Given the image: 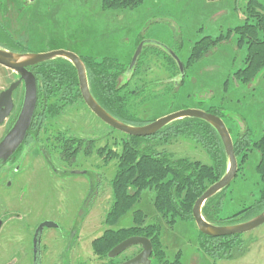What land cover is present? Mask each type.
Wrapping results in <instances>:
<instances>
[{
	"label": "rangeland",
	"instance_id": "1",
	"mask_svg": "<svg viewBox=\"0 0 264 264\" xmlns=\"http://www.w3.org/2000/svg\"><path fill=\"white\" fill-rule=\"evenodd\" d=\"M249 1L145 0L134 9H113L106 7L105 0H0V21L18 42L29 48L27 52L33 53L64 49L79 56L119 57L131 64L139 47V39L142 38L150 44L143 54V67L134 85H151L154 81L160 84L152 87L153 92L148 93L146 100L138 107L137 114L151 121L179 109L219 106L233 140L238 132L246 134L249 125L252 132L250 139L257 140L264 131V69L247 84L235 79V72L245 65L247 54L246 44L238 45V34L230 32V36L224 38L219 52L211 58L188 66L186 71L183 65L195 42L201 37L227 35L236 26L243 25ZM256 1L264 6V0ZM162 45L179 53L180 56L177 55L184 67V75L186 73L174 100L172 89L166 88L173 80L179 83L181 77L178 73H171L165 54L159 52L160 48L165 49ZM179 45H182L181 49ZM17 77V72L0 65V92ZM154 91L160 94V98H154ZM22 92L23 87H19L14 93L16 108L12 116L0 125V140L20 109ZM61 133L95 140L93 153H85V145L73 165L61 160L60 152L55 149L60 146L56 137ZM125 139L123 132L107 126L92 113L87 104L81 102L57 118H49L40 133V140L23 146L15 153L11 163H7L0 171V217L8 210L26 216L7 222L2 229L0 264H32L33 232L42 212H46L49 218L57 217V209L62 213L67 212V215L71 213L68 212L71 208L76 212L78 201L77 205L73 201L76 197L85 200L91 186L86 175L64 173L75 169L88 170L96 175L99 180L98 201L92 212L88 213L80 236L69 251L65 252L66 240H61V232L67 227L45 230L44 264H108V257L94 252L92 242L110 228L106 221L113 202L110 181L116 175L118 161L113 157L107 163L104 162L97 149L106 147L121 152ZM42 146L50 151L54 165L46 163L40 150ZM157 148L171 152L175 158L188 157L202 163L212 162L204 147L185 136L173 138L167 145ZM249 156L239 179L230 190L237 206H241L242 202H252L249 198L240 201L244 192H247V185L252 184V188L258 186L255 184L258 181L255 166L260 155L252 149ZM16 165L19 172L14 171ZM141 196L134 209L112 224L111 229L132 226L135 209L146 213L147 222L158 219L163 225L162 242L167 254L161 263L151 258V264H264V224L242 234L241 238L247 243L253 239L247 253L231 260H216L202 252L200 231L195 221L178 222L170 229L163 219L158 218L153 205L154 192L146 190ZM69 225L70 222L66 226ZM138 250L139 246L129 248L115 260L131 257ZM61 256L65 258V263Z\"/></svg>",
	"mask_w": 264,
	"mask_h": 264
},
{
	"label": "trees",
	"instance_id": "2",
	"mask_svg": "<svg viewBox=\"0 0 264 264\" xmlns=\"http://www.w3.org/2000/svg\"><path fill=\"white\" fill-rule=\"evenodd\" d=\"M144 1L105 0V5L107 8L113 9H134ZM249 3L243 25L236 26L235 30L229 31L227 35L203 36L195 42L187 61L183 63L185 71L188 66L197 65L216 54L222 46L224 38L230 36V32L235 31L238 34L239 47L246 44L247 54L244 60L245 65L236 70L234 77L241 84H247L258 77L259 72L264 69V6L259 5L256 0H250ZM140 42L145 44L133 67H130V63H125L119 57L80 56L86 64L90 90L99 104L117 119L129 125L137 126H143V124L157 119L148 121L137 113L138 107L146 100L148 93L153 92L152 87L160 84V82L154 81L151 85L146 83L143 85L135 83L134 85L143 67V54L150 44V42L148 44L146 40L140 38L138 46ZM0 47L20 53L29 51V48H26L23 43L18 42L13 37L1 21ZM164 48H160L159 52L165 54L171 73L174 75L178 73L181 77L179 83L176 84L173 80L168 83L169 86L166 88L172 89L174 100L179 85L186 78V73L185 75L182 74L180 65L173 55V53L178 55L179 53L173 48L165 46ZM181 48L182 45H179V49ZM31 69L38 77L39 98L34 121L24 146L27 145V141L31 142V139L32 141L40 140V133L49 118H57L65 110L78 105L79 102L85 104L80 93L77 69L71 61L58 57L35 65ZM158 97L160 98V94H156L154 91V98ZM205 110L214 112L223 118L219 106L209 107ZM13 123L14 121L10 126ZM246 131V134L238 132V136L233 140L235 153L240 164L237 176L227 188L208 199L202 210L203 217L215 225L241 223L264 212V131L257 140L250 139L252 135L250 129ZM125 136L126 139L122 141L121 152L106 147L97 149L104 162L107 163L113 157L118 161L116 175L110 181L113 187V202L106 221L110 225L117 223L118 219L134 209L135 204L141 200L143 192L152 190L155 195L153 205L158 218L163 219L170 229L178 222H194L192 216L194 203L208 187L221 179L228 170L229 159L226 156L220 134L216 129L204 120L190 117L170 123L154 136L144 138L127 134ZM179 136L193 139L204 147L212 162L202 163L200 160L188 157L175 158L171 152L157 148L159 145H167L173 138L176 139ZM56 140L60 143V146L55 149L60 152L61 160L67 161L70 165L74 164L85 145L83 151L88 155L92 154V150H94L95 140L93 139H83L74 134L66 136L61 133L57 135ZM252 149L257 150L260 155L255 166L258 176V181L255 184L258 186L252 188V184L247 185V192H244L240 201H246L249 198L252 199V202L251 204L242 202L241 206H237L230 190L239 179L243 170L242 167L249 159V152ZM46 153L49 156L51 154L48 150ZM133 218L134 224L132 226L107 230L104 235L95 239L92 242L94 252L110 258L108 253L125 238L145 235L153 242L151 258L160 263L164 261L167 253L162 242L163 225L161 222L157 221L158 219L147 222V215L141 209H135ZM241 237L242 235H230L213 238L200 232V248L202 252L210 254L216 260L235 259L247 253L250 244L253 242L252 239L247 243Z\"/></svg>",
	"mask_w": 264,
	"mask_h": 264
},
{
	"label": "water",
	"instance_id": "3",
	"mask_svg": "<svg viewBox=\"0 0 264 264\" xmlns=\"http://www.w3.org/2000/svg\"><path fill=\"white\" fill-rule=\"evenodd\" d=\"M144 44V42H140L130 67H133L137 62ZM173 55L177 59L183 74L184 67L181 64L178 55L176 53H173ZM58 57L66 58L68 61H71L75 69H77L80 93L82 94L85 104H87L92 113L97 115L107 126H110L119 132L121 131L130 136L133 135L143 138L154 136L170 123L177 121L178 119L190 117L204 120L216 129L218 134H220L222 143L225 147V153L229 159V164L227 167V173L215 184L208 187L204 194L194 203L192 216L194 217L197 228H199V231L202 234L213 238L228 237L230 235H242L244 233L252 232L254 229L264 224V212L250 220L230 225H215L203 217L202 210L205 206V202L217 195L219 191L227 188L234 181L239 171L238 156H236L235 153L233 137L227 123L221 116L202 108H184L168 113L165 116L155 119V121L143 124V126L129 125L111 115L108 110L106 111V109L99 104L90 90V80H88V71L83 58L71 50L68 51L58 49L46 52L20 53L0 47V65L11 71L13 70L14 72H17L20 75L18 80L12 82V85L8 89L3 90L0 94V125L8 120L15 108L13 92L20 85H24V97L20 105L21 108L15 117L14 123L9 127L6 134L0 141V170L15 156V153L25 145L26 138L28 137L30 128L34 121V116L38 107L39 83L36 73H34L31 68L35 67V65L44 63L48 60L56 59ZM66 173L73 176H87L91 174L88 170L84 171L77 169L74 171H67ZM2 223L3 221H0V229L3 226ZM45 225L53 226V223L45 222L42 224L40 230H42ZM137 244H141L143 246V250L137 254L135 258L126 261V263L123 264H151L153 242H151V240L147 237L137 235L127 238L125 241H122L113 247V249L109 252V256L114 258L126 249L136 246Z\"/></svg>",
	"mask_w": 264,
	"mask_h": 264
},
{
	"label": "flooded vegetation",
	"instance_id": "4",
	"mask_svg": "<svg viewBox=\"0 0 264 264\" xmlns=\"http://www.w3.org/2000/svg\"><path fill=\"white\" fill-rule=\"evenodd\" d=\"M19 78H20V75L18 74L17 79L13 80L12 82L18 80ZM12 82L10 83V86L12 85ZM9 87H7L6 89H8ZM19 87H23V92H22V95H23V93H24V85L22 84ZM6 89H4V90H6ZM2 91L3 90H1V92ZM15 91L13 92L14 104H15V95H14ZM1 92H0V94H1ZM23 97H24V95L22 96L21 103L23 101ZM15 108H14V110H15ZM14 110H13V112H14ZM19 110H18V112H19ZM12 114L10 116H12ZM16 115L17 114L14 115V118L11 121V123L15 120ZM9 127H10V125H9ZM69 135H66V136H69ZM30 141L31 142H28L27 141V144H31V143L33 144V143H37L38 142V140H36V139L34 141H32V139H31ZM40 150H41V152L44 155V158H45L46 163L49 164L50 166L51 165H54L51 162L52 161L51 160V157L48 155V153H46V148L43 147ZM12 159L8 163H11ZM65 162H67V161H65ZM5 165H4V167H5ZM4 167L2 169H4ZM14 171L15 172H19V169H18V166L17 165L15 166V170ZM64 173H66V172H64ZM87 176L90 179V185L89 186H91V188H90V190L88 192V195L86 196L87 198H85V200H83L82 198L76 197V199L73 201V204H75V205H77V201H78V206H79V208H77V207L75 208V210H76L75 213L73 212V208H71L70 210H68V212H71V213H68V215H67V212L62 213V212L59 211L60 209H57V211H58L57 212L58 213L57 217L54 216L53 218L52 217L49 218L48 216H46L47 215L46 212H42L41 215L38 217V221L36 222V225H35V228H34V232H33V240H32V247H33L32 259L33 260H32V264H44V261H45V256L44 255H45V252L46 251H45V247L43 246L44 245L43 244V241H44V237H45L44 232H45L46 229H54V228L60 229L61 227H64V228L67 227V230L68 231L65 229V231H62L61 232V234H62L61 235V240H63V241L66 240V243H65V252L66 251H69L70 248H73L74 245L76 244V241L78 240V237L80 236L79 233H80V231L82 230V228H83V226L85 224V219L88 216V213H91L92 212V208H93L95 202L98 201L97 200V197L99 195V190H98L99 189L98 188L99 187L98 186V181L99 180H98V178L96 177V175L94 173H91V174H89ZM20 199H23V198L20 197ZM29 207L30 206H28V208ZM83 209L87 210V213H85V210H83ZM5 213L6 214L4 216L0 217V221H3V223H2L3 226L0 229V233H1L2 229L6 226V223L7 222L12 221V220H16V219L18 220L22 216H25V214L17 213V211H14V210H11V211L8 210ZM106 219H107V217H106ZM45 222H51V223H53V226L45 225V226H43V229L40 230L42 224H44ZM69 222H70V225L69 226H66ZM107 224L110 225L108 222H107ZM109 227L110 228L105 229V231L112 230L113 229V228L111 229V225ZM122 228H124V227H119L118 229H122ZM137 236L146 237L145 235H137ZM100 237L101 236L96 237V238H100ZM130 237H133V236H130ZM130 237H127V238H130ZM127 238H125V239H127ZM123 241H125V240H123ZM137 246H139V250L133 256L127 257V258H125V259H123L121 261H118V260L116 261L115 258L120 257V254H119L118 256H116L114 258H111V257L108 258L110 260L108 262V264H123V263H126V261H129V260L135 258L137 256V254H139L143 250V246L141 244H137L136 246H132V247H137ZM132 247H130V248H132ZM128 249H126V250H128ZM124 252H122V253H124ZM108 256H109V253H108ZM61 257L64 259V263H65V258L63 256H61ZM114 261H116V262H114Z\"/></svg>",
	"mask_w": 264,
	"mask_h": 264
},
{
	"label": "crops",
	"instance_id": "5",
	"mask_svg": "<svg viewBox=\"0 0 264 264\" xmlns=\"http://www.w3.org/2000/svg\"><path fill=\"white\" fill-rule=\"evenodd\" d=\"M218 50H219V49H218ZM218 50H217V51H218ZM218 52H219V51H218ZM218 52H217V53H218ZM217 53H216V54H217ZM216 54H214V55H216ZM214 55H212V56H214ZM212 56H211V57H212ZM211 57H210V58H211ZM208 59H209V58H208ZM242 67H243V66H242ZM202 83H203L202 85H204V82H202ZM249 129H250V125H249V128L247 127V130H249Z\"/></svg>",
	"mask_w": 264,
	"mask_h": 264
}]
</instances>
